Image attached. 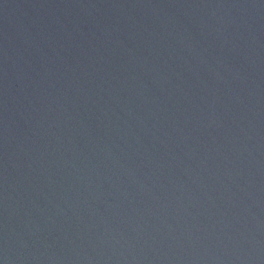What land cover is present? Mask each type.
<instances>
[{"label": "water", "instance_id": "obj_1", "mask_svg": "<svg viewBox=\"0 0 264 264\" xmlns=\"http://www.w3.org/2000/svg\"><path fill=\"white\" fill-rule=\"evenodd\" d=\"M0 264H264V0H0Z\"/></svg>", "mask_w": 264, "mask_h": 264}]
</instances>
